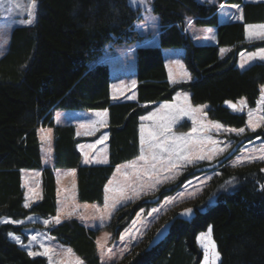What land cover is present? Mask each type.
<instances>
[{"label":"trees","instance_id":"obj_1","mask_svg":"<svg viewBox=\"0 0 264 264\" xmlns=\"http://www.w3.org/2000/svg\"><path fill=\"white\" fill-rule=\"evenodd\" d=\"M225 2L241 4L244 20L220 24L216 4L154 0L153 12L161 23L160 43L137 48L135 99L115 101L108 65L93 62L109 45L141 38L135 27L141 18L139 11L127 0H38L37 25L16 28L8 51L0 59V218L55 216V168L77 170L79 200L102 202L116 168L140 154L141 116L155 103L172 100L177 90L190 91L194 104H209V118L236 128L245 126L246 116L233 113L230 106L241 97L250 107L257 105L264 87V62L240 70L237 55L243 49L264 45V41L250 44L245 34L246 24L264 22V2L219 0ZM187 20L215 26L218 43L194 44L185 31ZM221 46L232 49L225 58L220 57ZM169 47L185 49L184 62L193 81L170 83L163 56V49ZM95 109L108 112L109 161L85 166L77 150L80 140L75 127L56 125L54 115L57 110ZM40 127L53 129L54 167L43 165ZM261 136L264 127L247 131L239 147ZM227 160L217 163L219 173L201 194L166 210L113 264H200L203 255L197 236L207 233L208 228L220 254L219 264H264V163L230 166ZM206 165L189 168L180 182L204 171L197 168ZM23 169H40L42 173V199L30 208L24 206ZM179 184L163 186L156 194L117 210L109 225L114 237H119L141 209H149ZM213 197L216 201L209 205ZM187 207L195 209L191 220L178 215ZM165 225L169 226L168 235L151 246L153 236ZM21 229L0 224V264H47L45 257L32 258L9 240V232L21 234ZM48 232L72 247L86 264H101L98 230L70 219L49 226Z\"/></svg>","mask_w":264,"mask_h":264},{"label":"rangeland","instance_id":"obj_2","mask_svg":"<svg viewBox=\"0 0 264 264\" xmlns=\"http://www.w3.org/2000/svg\"><path fill=\"white\" fill-rule=\"evenodd\" d=\"M154 0H127L128 5L136 11H139L141 18L135 23V27L140 34L141 38L132 43H123L119 45H109L102 56L96 63H105L109 67L111 77V88L113 91V97L120 94L119 90L125 95L126 98L134 97L135 87L134 81L136 80V68H137V48L138 46H158L160 43L161 23L158 15L153 12ZM202 3L216 4L219 6L218 22L220 24L228 23L231 21H243V6L236 3H219V0H198ZM245 2H264V0H244ZM39 5L37 0V8H31V0H0V59L6 54L11 42L12 33L16 28L21 27H33L38 22ZM243 17L241 19L240 17ZM29 19L33 20L32 24H28ZM252 25L264 24L260 23H248ZM246 24V26L248 25ZM245 26L246 40L250 44L263 42L262 39L249 38L247 34V28ZM185 31L189 34L192 42L196 45L217 44V30L215 26L198 25L194 22H186ZM225 51H221V50ZM264 49V45L257 46L253 49H243L237 55L236 66L240 70H246L252 64L264 59L257 56L254 59H249V55L252 53H258ZM231 53V47L221 46L220 57L225 58ZM185 49L183 47H169L163 49V56L166 62V67L171 77L172 83L191 82L194 80V76L187 69L184 62ZM241 64L244 66L241 67ZM190 75L191 79H188L184 74ZM125 86V89H124ZM187 95V99H185ZM262 96H264V87L261 96L255 107H250L245 97L239 98L232 103L236 105L230 109L233 113L243 114L246 116V124L241 127L245 131L243 133H237L233 131H226L225 129H240L232 126L225 125L217 120L211 119L207 115L209 104H194L191 100V92L187 90H177L172 100L161 101L155 103L140 119V135L141 126L144 127L145 144L142 146L140 141V154L131 161L122 163L117 168H120V172H117V168L104 189V196L102 202H84L78 199V186H77V170L75 168H55V178L57 180V214L52 217H42L38 214H31L23 219H14L11 217H1L0 224H11L14 226H20L21 234L14 232L8 233L10 241L16 243L20 248L25 250L29 254V250L33 252H43L45 248L49 249V255H36L34 257H45L47 264H76V261L86 264L81 256L74 251V249L68 245L61 243L55 236L48 232V227L54 224L55 218L59 217L60 222L70 219H77L82 222L87 228L98 230L97 243L98 255L101 264H113L121 260L124 255L132 248V246L140 241L150 226L169 208L197 197L202 193L204 188L212 181L213 177L219 173V168L216 167L217 163L227 158V164L230 166H240L252 161H261L264 163V159H260L264 155V137H257L239 147V143L242 140L247 131H256L264 127V103H262ZM244 104L241 106V101ZM164 105H170L172 107L165 108ZM206 105L201 111L193 112L190 109H197L200 106ZM184 109L185 111H180ZM242 109V110H241ZM187 112L188 114H185ZM253 113V123L259 124L253 130L249 124L248 113ZM97 113H105L103 110H57L55 111L54 121L56 125H73L76 130L77 139L80 141L77 143V150L81 155V163L85 166L90 165H102L107 164L109 161V118L108 112L106 115L98 116ZM155 114V115H153ZM175 117L173 120L172 117ZM152 117V118H149ZM101 121L103 123H101ZM164 124L170 126V133L174 136H189V138H195L205 140L210 137L211 140L216 141L217 144L205 142L194 147L192 151L193 156L199 154H211V149L216 147L218 149H224L213 159L208 160H196V162L187 165H179L178 168L171 171H165L159 164L156 170L151 175H145L143 171L140 174L132 175L129 180L122 173H133V169L129 167L130 164L135 163L138 167H142L145 162L140 160L141 153L150 155L149 146L147 143L149 130H155L159 125ZM213 124H219L223 127L217 130L212 127ZM204 126L203 129L201 126ZM193 128L197 129L193 132ZM50 133V138H49ZM190 134V135H189ZM38 135L41 142V155L44 166L54 167V138L53 129L51 127H40L38 129ZM238 148L239 151L235 152ZM247 157H255V159H247ZM240 163H237V161ZM202 163L207 165L204 167H198L197 169H204V171L195 175L189 176L185 181L180 182V179L188 171L189 168H194ZM74 170V174L73 173ZM264 170V166H263ZM175 173V178L165 181L163 183H156L158 179L163 180L165 176H172ZM23 177V188L26 190L24 196V206L28 203L32 207L42 199V173L40 169H23L21 171ZM190 182V183H189ZM178 187L171 192L163 195V198L156 204L152 205L149 209H143L138 212L140 215L136 216L131 222L123 228L118 238H115L113 231L109 229V225L115 216L117 210L126 204L139 200L145 196L156 194L158 190L163 186H169L173 188L178 184ZM156 184L155 188H151L150 185ZM124 186L126 189V195L128 199L120 200L116 203L115 208H112L113 198L119 197L120 193L116 189ZM264 189V188H263ZM133 190L138 191L140 195L134 196ZM155 196L154 199H156ZM214 197L211 198L209 205L215 203ZM106 204L108 207H106ZM192 209V213L186 215L185 209ZM156 209L157 211H152ZM179 217L186 220H191L195 215V209L193 207H187L179 212ZM4 220L20 221V223H4ZM127 229H131V234L125 237L123 240L120 238L124 235ZM208 228L207 231H209ZM208 233V232H207ZM201 232L197 236V244L202 250V260L200 264H205L206 245L209 239L214 242L212 231L210 237L203 242L200 237L201 234H207ZM212 236V237H211ZM16 237H19V242ZM36 237L35 240L32 238ZM106 241V243H105ZM215 244V242H214ZM100 245H103L101 247ZM67 249H71L72 253L67 254ZM215 250L217 246L215 244ZM210 251V250H209ZM219 260L212 261L209 257V264H219Z\"/></svg>","mask_w":264,"mask_h":264},{"label":"snow or ice","instance_id":"obj_3","mask_svg":"<svg viewBox=\"0 0 264 264\" xmlns=\"http://www.w3.org/2000/svg\"><path fill=\"white\" fill-rule=\"evenodd\" d=\"M31 8L36 9L37 8V0H31ZM243 19L242 15L240 17ZM28 24H32L33 20L29 19L27 21ZM247 28V34L248 37L251 38H257V39H262L264 40V24H259V25H252L248 24L246 26ZM222 52L225 50H221ZM257 56L260 58L264 59V49L260 50L258 53H252L249 55V59H254ZM244 65L241 64V67ZM188 79H191L190 75L187 73L184 74ZM135 83V82H133ZM185 99H187V95H185ZM230 103V102H229ZM262 103H264V96H262ZM244 104V101H241V106ZM165 108H170L172 106L170 105H164ZM206 107V105L200 106V108L197 109H190V111L193 112H198L201 111L202 108ZM233 108H236V105H232ZM242 110V109H241ZM180 111H185L184 109H180ZM185 114H188L185 112ZM98 116H103L106 115L105 113H97ZM155 115V114H153ZM249 124L252 126L253 130H255L256 127H259V124L253 123L252 117L253 113L249 112ZM152 118V117H149ZM172 119L174 120L175 117L173 116ZM264 119V118H262ZM101 123H103L101 121ZM203 129V125L201 126ZM212 127L217 128L219 130L222 128V125L219 124H213ZM226 131H233L237 133H243L245 131L244 128L240 129H225ZM193 132H196L197 129L193 128ZM190 135V134H189ZM49 138H50V133H49ZM206 142L211 143L213 145H216L217 142L211 140L210 137L205 138ZM205 140H200V139H195V138H189V136H174L170 133V126H166L164 124H161L156 128L155 130H149L148 132V139L147 143L149 146L150 150V155H145L142 151L141 156L139 157L140 160H143L145 164L142 167H138L135 163L130 164L129 167L133 169V173H128L124 172L122 175H124L126 178L129 180L131 179L132 175H139L141 171L144 172L145 175H151L157 168V165L159 164L165 171H171L172 169L178 168L179 165H187V164H192L196 162V160H204L208 159L211 160L213 159L216 155H218L220 152H223L224 149H218L216 147H213L210 151L211 154H199L197 156L192 155V151L194 147H198L202 145ZM145 137H144V127L143 125L141 126V145L143 146L145 144ZM261 151H264V149H261ZM247 159H255V157H247ZM260 159H264V155L260 157ZM237 163H240L238 160ZM121 170L120 168H117V172L119 173ZM74 174V170L73 173ZM175 178V173H173L172 176H165L163 180L158 179L156 183H163L165 181H168L170 179ZM190 183V182H189ZM151 188H155L156 184L150 185ZM119 191L120 195L117 198H113V204L111 205L112 208H115L116 203H119L120 200L128 199L126 195V189L124 186H121L120 188L116 189ZM133 195L134 196H139L140 193L138 191L133 190ZM30 205L28 203L25 204V207H29ZM106 207L108 205L106 204ZM152 211H157L156 209H153ZM143 212V209H141V213ZM192 209H185V214H191ZM138 216L140 213L137 214ZM4 223H20V221H12V220H4ZM55 222L59 223L60 218L56 217ZM131 229H127L124 233L123 236L120 238L123 240L125 237L129 236L131 234ZM211 229H209L207 234H201V241L203 242L205 239H208L210 237ZM17 241L19 242V237H16ZM33 240L36 239V237L32 238ZM98 245L100 242H97ZM106 243V241H105ZM103 247V245H100ZM206 247V253H205V264H209V257H211L212 261L219 260L220 254L218 251L215 250V244L213 241L209 239L208 244L205 246ZM210 250V251H209ZM50 250L45 248L43 252H33L29 250V255L30 256H36V255H44L48 256ZM72 250L67 249V254H71ZM76 264H82L80 261H76Z\"/></svg>","mask_w":264,"mask_h":264},{"label":"crops","instance_id":"obj_4","mask_svg":"<svg viewBox=\"0 0 264 264\" xmlns=\"http://www.w3.org/2000/svg\"><path fill=\"white\" fill-rule=\"evenodd\" d=\"M188 22H193V20H187ZM231 22H233V21H231ZM229 23V22H228ZM218 43V42H217ZM139 47V46H138ZM231 51H232V49H231ZM165 60V59H164ZM165 66H166V62H165ZM166 69H167V73H168V79H169V81L171 82V77H170V74H169V72H168V68L166 67ZM135 83H134V87L136 88V84H137V81L135 80L134 81ZM178 83V82H177ZM172 84H175V83H172ZM124 89H125V86H124ZM119 92H120V94H117L116 95V97H113V91H112V88H111V96H112V98H113V100H115V101H119V100H134L135 99V96H136V94L134 93L133 95H134V97H129V98H126L125 97V95H122L123 93L121 92V90H119ZM103 111H105L106 112V110H103ZM75 132H76V130H75ZM76 137H77V134H76ZM139 138H140V141H141V135H140V127H139ZM40 139V138H39ZM41 143V142H40ZM80 153V152H79ZM21 176H22V174H21ZM22 178V186H23V177H21ZM56 179V178H55ZM56 186H57V188H58V184H57V180H56ZM24 189V188H23ZM25 194H26V190L24 189V196H25ZM57 200H58V197H57ZM89 229H91V228H89Z\"/></svg>","mask_w":264,"mask_h":264},{"label":"water","instance_id":"obj_5","mask_svg":"<svg viewBox=\"0 0 264 264\" xmlns=\"http://www.w3.org/2000/svg\"><path fill=\"white\" fill-rule=\"evenodd\" d=\"M169 233V226L165 225L163 227H161L156 234L153 236L152 240H151V246H155L158 245L160 242H162L165 237L168 235Z\"/></svg>","mask_w":264,"mask_h":264},{"label":"bare ground","instance_id":"obj_6","mask_svg":"<svg viewBox=\"0 0 264 264\" xmlns=\"http://www.w3.org/2000/svg\"><path fill=\"white\" fill-rule=\"evenodd\" d=\"M111 85V84H110Z\"/></svg>","mask_w":264,"mask_h":264}]
</instances>
